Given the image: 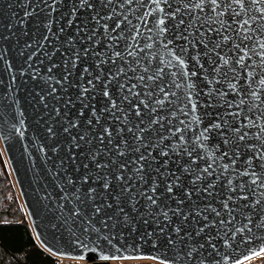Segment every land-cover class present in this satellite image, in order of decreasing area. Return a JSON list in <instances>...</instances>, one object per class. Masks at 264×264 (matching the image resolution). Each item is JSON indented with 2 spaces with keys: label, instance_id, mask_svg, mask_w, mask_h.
Masks as SVG:
<instances>
[{
  "label": "water",
  "instance_id": "95a60500",
  "mask_svg": "<svg viewBox=\"0 0 264 264\" xmlns=\"http://www.w3.org/2000/svg\"><path fill=\"white\" fill-rule=\"evenodd\" d=\"M90 2L92 8H81L79 0H56L55 6L52 0H27V4L25 0H0V141L39 244L59 258L85 260L88 264H112V260L118 259H152L164 264H240L264 253V229L253 227L251 233L237 234L225 244L222 233L226 230L219 225L222 219L227 222V216L217 217L210 211L196 215L195 209L203 210L209 204L223 211L220 200L224 192L221 186L209 196L202 190L207 187L208 180L197 191V186L190 183L191 176L182 171V163L188 159L186 156L178 158L170 154L169 157H161L159 148L154 149L151 144L136 152L134 133H129L127 128L123 134L116 133L118 122L113 123L105 116L97 124L91 116L93 105L99 110L108 103L106 99L90 97L91 103L87 108L77 100L83 68L87 65L91 71V76L85 73V83L99 75L95 63L99 57L93 52L106 49L102 28L97 32L101 38L98 45L94 44L97 36L89 39L95 27L91 17L95 12L103 15L107 11L103 8L105 0ZM113 6L118 7L116 4ZM26 11L31 15L26 17ZM69 19L73 21L71 25L68 24ZM48 20L52 21L50 30L46 27ZM112 26H115V21ZM85 50H88L86 55ZM74 53H78L80 59L72 68ZM190 55L184 57L189 72L194 70ZM33 69L39 70L40 75L34 76ZM103 71V79H107L111 68L105 64ZM49 75L60 81H64L65 76L68 79L63 87L51 82L56 88L53 93L43 79ZM128 75L134 76L131 72ZM192 80L197 90L206 87L199 74ZM112 91L115 93L117 86L114 85ZM178 94L183 96L182 92ZM198 114L202 119L200 127H206L212 117L199 106ZM89 119H92V124L87 123ZM77 120L78 125L69 127ZM105 123L110 124L115 134L112 143L107 138L100 139ZM140 127L145 125L141 123ZM162 134L150 129L144 135L147 140ZM121 136L128 141L124 156L118 155ZM219 142L218 137L209 135V147ZM221 147L224 149L222 142ZM149 153L155 159L142 162L146 165V182L141 184L129 179L135 167L132 162L139 160L141 154L148 158ZM246 158L242 151L237 167H241ZM164 159L169 160L167 167H161ZM121 164L126 167L121 168ZM98 165L106 167L98 168ZM163 172L170 175H160ZM118 174L122 179H116ZM175 176L181 177L179 186L168 193L166 185ZM84 177L88 179L85 181ZM153 177L159 181L154 198H157L159 206L171 210L170 221H163L156 215L158 207L148 212L145 198L140 195V191L150 187ZM106 179L109 181L107 189L104 188ZM89 189H94V193L90 194ZM78 191L80 198L77 200ZM247 203L242 200L235 207L241 209ZM75 207H79L80 213L73 212ZM97 208L99 212H96ZM242 210L251 212L255 220L264 216V203ZM233 216L246 222L237 211ZM209 220H214L215 226L206 228ZM89 222L103 235L111 233L110 242L97 240V234L93 233L88 247H82L73 238V233L90 229ZM176 227H180L179 233L174 231ZM228 227L232 228V225ZM161 228L163 232H160ZM200 229L204 231L199 232ZM148 233L154 236L150 237ZM209 236L213 238L211 243ZM228 237H231L230 232ZM193 247L197 251L189 258L187 253Z\"/></svg>",
  "mask_w": 264,
  "mask_h": 264
},
{
  "label": "snow or ice",
  "instance_id": "6c2138e0",
  "mask_svg": "<svg viewBox=\"0 0 264 264\" xmlns=\"http://www.w3.org/2000/svg\"><path fill=\"white\" fill-rule=\"evenodd\" d=\"M52 5H56V0H52ZM79 6L92 8L93 4L90 0H79ZM103 8L107 9L103 15L100 12L92 15L95 27L89 36L91 40L103 29L106 49L93 52L94 56L99 57L95 63L100 74L85 83L84 75L87 73L91 76V71L87 65L83 68L77 100L83 103V108H87L91 103L90 97L106 99L108 103L99 110L93 105L91 116L97 124L105 116L113 123L118 122L116 133L123 134L125 128L129 133H134L136 152L151 144L154 149L159 148L161 157H169L170 154L178 158L186 156L188 159L182 163V171L191 176L190 183L197 186V191L201 190L205 180L209 183L202 190L209 196L222 186L224 195L220 204L223 211H218L212 204L195 211L197 216L202 211H210L217 217L227 216V222L222 219L219 225L226 230L222 233L225 244L237 234L251 233L253 227L264 229V216L254 220L251 212L244 213L242 210L264 203V0H105ZM52 10L55 11V7ZM29 15L31 13L26 11L25 16ZM72 23V19H69L68 24ZM51 24L52 21L48 20L46 27L49 30ZM100 42L101 38L97 36L94 44ZM189 54L194 68L191 72L185 66L184 59ZM79 59V54L74 53L72 68L76 67ZM105 64L111 68L107 79H103ZM32 71L34 76L40 75L39 70ZM129 72L134 76H129ZM198 74L206 87L197 90L192 78ZM117 78H120L119 81ZM43 79L54 93L56 88L51 82L63 87L68 77L65 76L64 81L51 75ZM114 85L117 86L115 93L112 91ZM181 92L182 97L178 94ZM198 106L212 117L206 127H200L202 119ZM87 123L92 124V119ZM141 123L145 127H140ZM78 124L77 120L69 127ZM157 125L159 127L154 128ZM150 129L163 134L145 140L144 134ZM210 134L220 140L211 147L208 145ZM114 135L110 124L105 123L100 139L107 138L112 143ZM165 141L170 143L166 144ZM127 143L121 136L119 156L126 154ZM242 151L247 158L241 167H237ZM146 159L155 158L151 157V153L148 158L141 154L139 160L132 162L135 167L129 179L141 184L146 182V165L142 163ZM168 164L169 160L164 159L161 167ZM120 167L126 166L121 164ZM160 175L168 177L170 174L163 172ZM83 179L86 181L88 177ZM116 179L120 180L122 176L118 174ZM180 180V176L170 179L166 191L173 192ZM108 187L109 181L106 179L104 188ZM158 187L159 181L153 177L150 187L140 191V195L145 198L148 212L158 207L156 215L163 221H170L171 210L159 206L157 198H154ZM94 191L89 189L90 194ZM232 193L237 195L233 196ZM79 198L78 191L75 199ZM242 200L248 203L237 209L235 205ZM132 201L135 202L134 196ZM99 211L97 208L96 212ZM234 211L239 212L246 222L236 220ZM73 212L80 213L79 207H75ZM204 218L207 219L206 216ZM215 223L209 220L205 227L215 226ZM89 224L90 229L86 228L83 233H73V238L82 247H88L93 233L97 234V240L110 242L111 233L103 235L99 229L91 226V222ZM229 224L232 228L228 227ZM180 230V227L174 229L177 233ZM163 231L161 228L160 232ZM202 231L204 229L199 230ZM147 235L154 236L153 233ZM212 239L209 236V243ZM169 243L175 246L173 242ZM196 251V247L191 248L187 256L192 258Z\"/></svg>",
  "mask_w": 264,
  "mask_h": 264
},
{
  "label": "trees",
  "instance_id": "16d2710c",
  "mask_svg": "<svg viewBox=\"0 0 264 264\" xmlns=\"http://www.w3.org/2000/svg\"><path fill=\"white\" fill-rule=\"evenodd\" d=\"M0 141V264H59L37 241Z\"/></svg>",
  "mask_w": 264,
  "mask_h": 264
},
{
  "label": "rangeland",
  "instance_id": "374dc122",
  "mask_svg": "<svg viewBox=\"0 0 264 264\" xmlns=\"http://www.w3.org/2000/svg\"><path fill=\"white\" fill-rule=\"evenodd\" d=\"M8 163V162H7ZM11 170V169H10ZM12 173V172H11ZM12 177H13V174H12ZM13 182L15 184V187L17 188V185H16V182L14 180V177H13ZM17 191H18V188H17ZM19 193V191H18ZM20 195V194H19ZM21 198V196H20ZM23 203V202H22ZM24 206V205H23ZM25 209V208H24ZM26 212V211H25ZM28 217V216H27ZM149 259H118V260H112L111 263L112 264H128L129 262H140V263H145V262H148ZM250 262L252 263H256V262H264V253H262V255L260 254L259 257H256L252 260H250ZM249 263V262H248ZM251 264V263H249Z\"/></svg>",
  "mask_w": 264,
  "mask_h": 264
},
{
  "label": "flooded vegetation",
  "instance_id": "af4514ba",
  "mask_svg": "<svg viewBox=\"0 0 264 264\" xmlns=\"http://www.w3.org/2000/svg\"><path fill=\"white\" fill-rule=\"evenodd\" d=\"M262 255V254H261ZM260 255H257V256H255V257H253V258H251V259H249V260H247V261H245V262H242V263H240V264H249V263H251V264H264V262H256V263H252V262H250V260H252V259H254V258H256V257H259ZM249 262V263H248ZM128 264H164V263H161V262H158V261H156V260H152V259H149V261L148 262H145V263H140V262H129Z\"/></svg>",
  "mask_w": 264,
  "mask_h": 264
},
{
  "label": "built area",
  "instance_id": "2783aa9c",
  "mask_svg": "<svg viewBox=\"0 0 264 264\" xmlns=\"http://www.w3.org/2000/svg\"><path fill=\"white\" fill-rule=\"evenodd\" d=\"M59 264H88L85 260L70 259V258H59Z\"/></svg>",
  "mask_w": 264,
  "mask_h": 264
}]
</instances>
